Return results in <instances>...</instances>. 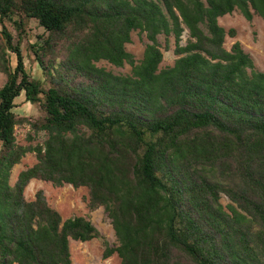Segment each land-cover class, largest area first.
Wrapping results in <instances>:
<instances>
[{"label": "trees", "instance_id": "1", "mask_svg": "<svg viewBox=\"0 0 264 264\" xmlns=\"http://www.w3.org/2000/svg\"><path fill=\"white\" fill-rule=\"evenodd\" d=\"M234 10L264 21V0H0V264H71L70 239L94 238L120 264H264V71L238 41L224 47L236 33L218 18ZM31 19L41 78L24 65ZM135 30L148 41L138 61ZM161 34L177 56L166 67ZM19 97L36 117L15 112ZM22 124L41 145L16 143ZM28 152L36 162L10 183ZM32 179L86 187L116 246L89 212L63 220L41 189L28 200Z\"/></svg>", "mask_w": 264, "mask_h": 264}, {"label": "rangeland", "instance_id": "2", "mask_svg": "<svg viewBox=\"0 0 264 264\" xmlns=\"http://www.w3.org/2000/svg\"><path fill=\"white\" fill-rule=\"evenodd\" d=\"M218 23L227 31L230 28L235 29V37H225L224 47L230 49L231 45L238 41L241 44L243 50L250 55L253 59L255 69L258 71H264V21L257 15H253L251 21H247L238 10H234L229 14H225L218 18ZM8 31L13 36H16L15 31L12 29L9 23H5ZM29 35L22 46V50L25 52L24 65L26 71L34 78H41V70L37 64V61L28 56L29 48L28 43L40 44L41 40L38 36L45 34L44 28L37 24L33 19L29 20ZM187 38V30L182 34V44L185 43ZM158 42L160 44L161 51L163 53V60L160 63V67H166L173 64L177 58L173 53L174 39L170 35L168 37V47H166V41L164 35H158ZM147 39L144 33H140L138 30L131 32V41L125 44V48L130 52L136 61H138L143 53L144 47L147 43ZM97 66L103 67L107 71H111L114 74H126L130 72V66L124 64L121 67L114 66L105 60H100L96 63ZM6 80L5 75L0 72V88L3 86ZM17 107L14 109L19 115H25L26 117H36L38 110L32 105L28 104L23 97L16 99ZM16 143L23 145H36L42 144L47 134L45 132H39L34 134L28 124H22L15 126L14 129ZM28 134L32 139L28 140ZM36 162L34 152L26 153L20 163L13 166L10 173V183H13L17 173L33 165ZM43 190L48 203L56 209L62 219H66L73 216L85 215L89 211L86 206V199L88 191L86 187L73 188L71 185L65 184L63 187L56 188L51 183L42 182L37 179H32L25 189V197L30 200L34 198V194L37 190ZM221 203L226 206L230 201L226 196H221ZM90 219L93 225L98 229L101 235H103L109 244L114 247L117 244L116 236L111 225V219L104 213L103 208L99 207L94 211L89 212ZM70 257L71 264H120V259L116 254L111 255L108 258H103L104 245L97 238L91 239L87 242L75 241L70 239Z\"/></svg>", "mask_w": 264, "mask_h": 264}]
</instances>
